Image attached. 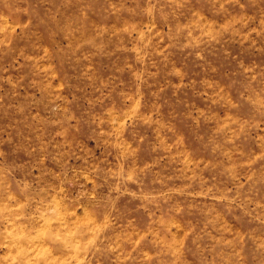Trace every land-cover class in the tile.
Here are the masks:
<instances>
[{
    "label": "rangeland",
    "instance_id": "1",
    "mask_svg": "<svg viewBox=\"0 0 264 264\" xmlns=\"http://www.w3.org/2000/svg\"><path fill=\"white\" fill-rule=\"evenodd\" d=\"M0 264H264V0H0Z\"/></svg>",
    "mask_w": 264,
    "mask_h": 264
}]
</instances>
